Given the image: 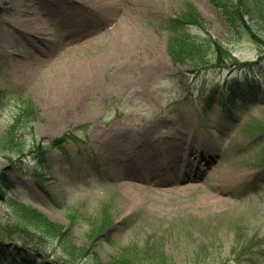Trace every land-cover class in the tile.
<instances>
[{"label": "rangeland", "instance_id": "1", "mask_svg": "<svg viewBox=\"0 0 264 264\" xmlns=\"http://www.w3.org/2000/svg\"><path fill=\"white\" fill-rule=\"evenodd\" d=\"M98 1L0 0V173L5 169L10 190L0 199L1 219L9 221L15 200L39 207L64 225L73 245L104 263L264 264V135L256 129L264 92L251 90L246 103L218 97L227 78L253 71L208 62L191 74L169 52L170 41L180 39L168 26L192 13L179 23L190 36L185 42L216 60L209 42L217 40L241 61H255L262 83L264 0H102L113 18ZM223 7L243 10L253 30L237 31ZM117 24L129 27L123 50ZM93 57L108 63H95L89 77L96 75V87L88 93L61 98V88L49 85L69 81L72 90L75 79L61 73ZM222 96L235 107L217 106ZM24 109L32 113L20 119L16 140L3 138ZM64 132H76L74 141L49 152L39 175L34 144ZM164 154L175 158L169 173L141 171V162L151 167ZM123 181L144 187L131 205ZM35 248L20 250L28 264L38 256L43 264H87L54 244Z\"/></svg>", "mask_w": 264, "mask_h": 264}, {"label": "trees", "instance_id": "2", "mask_svg": "<svg viewBox=\"0 0 264 264\" xmlns=\"http://www.w3.org/2000/svg\"><path fill=\"white\" fill-rule=\"evenodd\" d=\"M223 9L227 13L231 25L237 31H239L241 28L252 29L250 25H248L241 19L240 12H244L243 10L239 9L235 10L233 13H229V10L227 8L223 7ZM187 13H185V15L182 17H174L169 19L168 23L173 32H179L178 35L175 34L176 37L183 35L184 39L186 36V38H189L190 40V36L188 34L185 35L183 27L179 24L181 21H184V19H191V16H193V14ZM194 20L200 21L202 20V18L200 17V15H196V17H194ZM232 26H230L231 30L233 33H235ZM252 35L254 37H257L254 33ZM209 45L217 48L219 51V55L216 60L205 59L204 57H206V53L204 50L202 51L199 45L190 46L189 43L183 42L182 44H178V47L170 44V49L176 59L191 64L188 65V67L189 69H191V71L195 72L199 68H208V62H211L212 66L214 67L228 65L227 63L230 62L239 64L236 58L232 57V55L228 52L227 48L217 40L210 41ZM227 54L228 57H226ZM253 64L254 63L250 62H242L240 66L246 68L253 66ZM245 79L249 78L247 76L244 79L239 77L232 80L228 79L226 82V85L229 89V96H234V100L236 101H242L244 99L243 92H245V89L241 85L242 82L247 83L249 81ZM257 82L252 79V86L257 88V90L259 91L261 90L260 88L264 89V87H262V85ZM208 103H210V101ZM28 114H30V110L26 109L21 112L19 117L21 119L23 115ZM20 119H17L16 122L9 127L8 132L4 136V138H8L9 141L16 140L14 133L18 129V123ZM68 138L69 136H67L66 138H57L54 140V143L61 146ZM34 150H36L37 154L39 153V151H42L41 147L38 146V143L34 144V148L32 151ZM6 157L8 159L12 158V156L9 155ZM41 161H45L44 157L41 159ZM5 181L6 178L4 174L0 173V195L4 196L3 200L6 199L5 196L9 192V185ZM11 209L12 210L9 214V221H3L0 217V259L6 260L7 264H16L18 262L25 264L29 263V260L20 256L19 253H21L20 249H25L32 244L36 245L35 249L37 251L42 248L43 245L54 244L58 249H60V251H64L69 257L68 259L72 261H74V259L78 257L84 258L87 264H123L119 263L117 258L115 260L116 262L104 263L100 257H95L93 253L89 252L86 248L73 245L68 239V231L65 230L66 228H64V225L51 220L43 211L20 202H14L11 205ZM17 239L20 240L21 244L14 243ZM44 262L45 261L40 259L38 256L31 261V264H43Z\"/></svg>", "mask_w": 264, "mask_h": 264}, {"label": "bare ground", "instance_id": "3", "mask_svg": "<svg viewBox=\"0 0 264 264\" xmlns=\"http://www.w3.org/2000/svg\"><path fill=\"white\" fill-rule=\"evenodd\" d=\"M78 3L84 5V6H88V4H86L85 2L87 0H76ZM102 0H99L96 5L97 7H100V12H108L109 15L113 18V14L110 13L109 11H106V6H108L109 4L106 3H102ZM93 8V7H91ZM125 20V18H123L121 20V22H123ZM36 24V19L33 21V25ZM120 25L117 24V29H119ZM128 30L129 27L127 26V29H125L123 26H121V28L119 29V35H118V44H119V49L123 50L126 49V37L128 34ZM255 31V30H254ZM110 33H113V31L111 30ZM123 35V36H122ZM120 43H122L120 45ZM82 62H79L77 67L73 68V67H69L67 72L64 71V73H61L63 75H67L70 76V79H75L74 82V86L73 89L71 90V82L66 81L64 82H55V80L53 81V83H50V86L55 85V87H59L61 88V98H63L64 96H66V98L68 97V95H71L73 92H75L76 90H80L82 92L88 93L91 89H94L96 87V82L92 80V78H94L96 80V75L91 76V78L89 77L90 74L93 71V68H95V63H97L98 65H104L108 63V60L106 59H101L93 57V58H80ZM125 63L126 66L129 67V63L126 62L125 60H123V62L121 64ZM120 69V68H117ZM69 78V77H68ZM62 80H64L63 78H60ZM59 101V100H57ZM136 144L132 145L129 149H127L126 151L124 150V148H122V150L125 152H131L132 149L135 147ZM171 154L173 155V151H171ZM168 156L167 158L164 159V162L161 166H159L157 169H155L156 171L158 170H162L164 171L166 168L169 167L170 163H172V161L175 159L174 157L170 156L169 154L166 155ZM122 159V158H121ZM125 163H127V160L130 161V163H132L131 161L133 160L132 156L129 157H123ZM140 169L142 172L146 171V172H150L152 170V168L147 169L148 167H150L148 164L145 166L144 164H142V162L140 163ZM141 174V173H139ZM144 177L145 175L142 174ZM146 180V177L144 178V181ZM120 190L123 194V199L125 200L124 202H128L131 205V201L135 200L136 201V197H137V191L139 190L138 187L144 188L142 187L143 185H139L137 183H134L133 181H123L120 184ZM124 191H123V190ZM122 199V202H123Z\"/></svg>", "mask_w": 264, "mask_h": 264}]
</instances>
